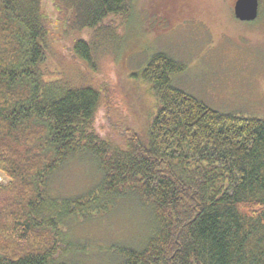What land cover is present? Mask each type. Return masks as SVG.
I'll list each match as a JSON object with an SVG mask.
<instances>
[{
    "label": "trees",
    "instance_id": "16d2710c",
    "mask_svg": "<svg viewBox=\"0 0 264 264\" xmlns=\"http://www.w3.org/2000/svg\"><path fill=\"white\" fill-rule=\"evenodd\" d=\"M45 1L0 0V264H81L86 246L65 239L66 222L126 196L154 228L141 248L112 247L119 264H264V118L210 107L174 82L184 64L155 52L131 74L156 97L146 132L102 135L95 115L111 92L48 77L51 25L96 72L118 53L130 0ZM79 154L97 161L98 186L50 197V176Z\"/></svg>",
    "mask_w": 264,
    "mask_h": 264
},
{
    "label": "rangeland",
    "instance_id": "374dc122",
    "mask_svg": "<svg viewBox=\"0 0 264 264\" xmlns=\"http://www.w3.org/2000/svg\"><path fill=\"white\" fill-rule=\"evenodd\" d=\"M234 1L130 0L129 18L114 21L121 22L115 28L123 36L118 53L100 59L96 72L71 54V36L53 20L44 68L50 79L59 72L73 84L107 85L110 98L101 100L95 128L116 140L127 136L125 126L142 134L147 130L156 97L148 81L131 74H139L155 52L183 63V71L172 75L174 82L210 107L264 118V0L253 21L234 17ZM45 4L51 8L50 0ZM102 177L93 157L74 155L50 176L46 191L50 197L86 195ZM6 180L0 174V182ZM103 199L65 224V239L86 246V253L75 255L81 264H119L112 247L141 248L153 232V218L136 198Z\"/></svg>",
    "mask_w": 264,
    "mask_h": 264
},
{
    "label": "water",
    "instance_id": "95a60500",
    "mask_svg": "<svg viewBox=\"0 0 264 264\" xmlns=\"http://www.w3.org/2000/svg\"><path fill=\"white\" fill-rule=\"evenodd\" d=\"M259 0H235L233 5L234 17L240 21H253L257 18Z\"/></svg>",
    "mask_w": 264,
    "mask_h": 264
}]
</instances>
